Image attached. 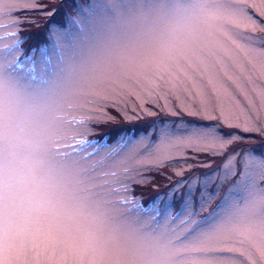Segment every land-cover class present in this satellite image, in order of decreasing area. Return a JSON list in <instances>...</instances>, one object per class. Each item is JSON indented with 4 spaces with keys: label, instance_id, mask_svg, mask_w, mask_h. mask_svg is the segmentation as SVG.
Here are the masks:
<instances>
[{
    "label": "snow or ice",
    "instance_id": "1",
    "mask_svg": "<svg viewBox=\"0 0 264 264\" xmlns=\"http://www.w3.org/2000/svg\"><path fill=\"white\" fill-rule=\"evenodd\" d=\"M9 13L0 264H264V151L239 147L264 146V0H0ZM37 16L46 36L21 60L20 33ZM25 73L37 87H17ZM109 107L155 119L142 135L86 138L114 121ZM146 153L152 168L181 162L147 204L149 169L135 165ZM230 179L249 193L245 207L226 191L198 221ZM169 217L178 229L162 225Z\"/></svg>",
    "mask_w": 264,
    "mask_h": 264
},
{
    "label": "rangeland",
    "instance_id": "2",
    "mask_svg": "<svg viewBox=\"0 0 264 264\" xmlns=\"http://www.w3.org/2000/svg\"><path fill=\"white\" fill-rule=\"evenodd\" d=\"M80 3H84L85 0H79ZM259 2V0H257V3ZM67 5H65L64 9L61 12V15L63 14V11H67L68 7L66 9ZM86 14H87V10H85ZM15 15L14 13H9L7 15L4 16H0V23H3L5 25L4 28H0V49H3L7 44H9L11 42V38H9L6 35V32L8 30V19L10 16ZM35 19H39L41 21L39 26H31V25H25V29H38V28H43L44 24H46L47 20L46 18H44L43 16H37L34 17ZM57 19H60V17L58 16ZM29 30H24V31H29ZM34 31V30H33ZM55 39V38H54ZM62 39V38H61ZM39 44V43H38ZM37 44V45H38ZM59 47V44H58ZM28 50H26V47L23 46L22 44V48H21V52L18 54L19 58L21 60H23V55L25 52H27ZM36 74L33 73L31 78L29 79L27 76V73H25L21 78H20V82L17 85L18 88H20L21 90H27L28 88H34L37 87L38 85H35L32 83L33 80H36ZM4 89L7 91L8 88L10 87L9 84L5 83L3 85ZM240 100L242 103L246 104L247 101H245L243 99V97H240ZM173 104H175V100L172 101ZM149 107H151V105H149ZM108 113L114 118L113 122H109L108 124H106L103 127H95L93 126V131L95 133V131H100L104 128H109V124H119V123H123V122H131V121H139V120H153L155 119V117H147V116H141L139 119L136 118V114L131 112V108L129 107L128 109V115H125L124 113L117 111L111 107H109L107 109ZM74 115H77V118H79V115L74 113ZM167 119H173V117L168 116L166 117ZM182 118L186 121H190L191 124L193 126H199L202 121L193 118V117H189L187 115H183ZM141 127L143 125H140ZM139 134H143V132L140 131H135ZM88 135L90 134H86V137H88ZM248 135H255V133H249ZM79 138V137H77ZM240 148L244 149V148H253L254 151H264V146L261 145V138L257 137L255 140H244L240 142L239 145ZM187 151V150H184ZM173 155H178L177 153L173 152ZM165 163L166 164H170L171 167H161V168H152L151 164L152 161L150 159V157L148 156V154L146 153L143 157L140 158L139 161L135 162V165L137 167H144V168H148L149 171L145 172L144 175L147 178V182L149 185V188L145 187L143 189H141L143 195L141 197L142 201L147 204L149 203L152 199L147 198L148 191L149 190H153L154 188H159L160 186H166L163 191L167 190V187L169 184L173 183L175 180L180 179V177H176L172 175V172L175 168H177L178 166H181V162L176 161V160H171V159H165ZM189 163H196L195 161H189ZM220 161L217 160L216 161V165H219ZM207 169H200V168H194L193 171L195 172H203L206 171ZM158 173V174H157ZM153 183L155 184V187L153 186ZM232 184V180H228L225 182L224 184V188L221 190L220 193H218L215 197H213L211 199V201L207 204L206 207L203 208V210L201 211L199 208H196L195 211L197 212L196 215V219L198 221H202L204 217L208 216L209 213L213 212L214 209H216L218 207V205H220L221 203V198L224 196V193L226 191H232L233 195L231 197L230 203L234 204L236 206H238L239 209H243L245 207V204L248 202V198H249V193L241 186L238 189H230L229 186ZM152 197V195H149ZM257 196L259 197V194H257ZM211 219V217H209ZM133 220L139 221V227L144 228V229H151L154 227L152 219H150L147 216H136L132 218ZM183 219V218H182ZM163 226H167L168 224H171V230L174 231L176 229H178L180 227V221L177 220L174 224L172 223V217H169L167 220H164L161 222ZM177 235H183L182 232H177Z\"/></svg>",
    "mask_w": 264,
    "mask_h": 264
},
{
    "label": "trees",
    "instance_id": "3",
    "mask_svg": "<svg viewBox=\"0 0 264 264\" xmlns=\"http://www.w3.org/2000/svg\"><path fill=\"white\" fill-rule=\"evenodd\" d=\"M66 9H67V7H66ZM25 30H29V29L26 28ZM33 30L30 29L29 31H22L20 33V35L25 40H27V43H23V46L26 47V49H29L34 44L37 45L38 43H41L46 36L47 30L45 29L44 26H43V28H38L36 30L35 29H33ZM151 121L152 120H150V119L146 120V121L141 119L139 121L123 122V123H119V124H113L112 123V124H109V126L111 125L109 128H104L100 131H95V135H97V134H99V135L109 134L110 135L114 131H116L117 129H121V128H131L133 130V132H135V131L143 132L146 127L150 126ZM140 125H143V126L141 127ZM147 188H149V185Z\"/></svg>",
    "mask_w": 264,
    "mask_h": 264
}]
</instances>
